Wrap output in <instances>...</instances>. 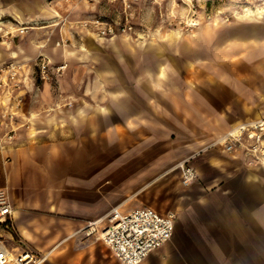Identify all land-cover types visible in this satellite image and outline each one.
<instances>
[{
    "label": "crops",
    "instance_id": "obj_1",
    "mask_svg": "<svg viewBox=\"0 0 264 264\" xmlns=\"http://www.w3.org/2000/svg\"><path fill=\"white\" fill-rule=\"evenodd\" d=\"M126 1L0 0V66L23 62L31 76L14 90V136L0 130V187L13 205L1 242L47 253L42 264H122L83 227L114 206H152L145 189L190 157L194 196L177 210L171 238L139 264H264V166L216 143L264 115V12L235 15L228 30L206 23L198 37L189 29L161 38L148 22L144 38L101 36L84 23L121 20ZM7 29L14 36L2 39ZM40 55L66 62L63 74L40 80ZM161 126L182 153L154 149Z\"/></svg>",
    "mask_w": 264,
    "mask_h": 264
},
{
    "label": "built area",
    "instance_id": "obj_2",
    "mask_svg": "<svg viewBox=\"0 0 264 264\" xmlns=\"http://www.w3.org/2000/svg\"><path fill=\"white\" fill-rule=\"evenodd\" d=\"M253 3L252 9L261 7L264 12V0H254ZM124 6L121 20L94 18L84 23L94 25L101 36L135 31L133 13L128 10L131 4L126 1ZM14 31L7 29L1 34L2 39L13 37ZM66 67V62L53 64L47 57L40 55L32 73L40 80L51 81L62 75ZM29 78V65L26 63L10 61L0 66V130L4 129L3 134L9 139L16 132L11 126V119L22 101V94L14 90L21 89ZM216 143L221 144L226 152H239L249 164L264 166V115L237 122ZM177 167L183 187H190L198 179V170L190 163V157L181 160ZM12 211L7 189L0 187V222H6ZM176 216L174 210L160 211L152 206H137L128 212H122L119 206H114L103 216L87 221L83 230L87 235H93L106 243L122 264H139L152 250L171 238ZM47 257V253L40 254L27 247L14 251L0 240V264H42Z\"/></svg>",
    "mask_w": 264,
    "mask_h": 264
},
{
    "label": "rangeland",
    "instance_id": "obj_3",
    "mask_svg": "<svg viewBox=\"0 0 264 264\" xmlns=\"http://www.w3.org/2000/svg\"><path fill=\"white\" fill-rule=\"evenodd\" d=\"M131 7L128 9L133 13V19L135 21V31L120 33L131 34L138 38L147 37L148 33L139 29L148 22L157 28L159 37L164 38L169 34H181L184 30H192L193 33L198 35V29L200 26L216 22L218 26H223L222 29H230L235 15L241 12L259 14L258 11L261 7L252 9L254 6V0H127ZM256 3V2H255ZM149 8L148 13H143L144 6ZM247 8L246 10H244ZM254 10V11H253ZM263 11V9H262ZM226 30V31H227ZM232 112L228 115L231 116ZM168 129L161 126L160 137L157 143H154V149L160 152L161 157L164 154H179L183 151L180 149L181 144L176 143V133L172 132L168 134ZM141 147H147L146 143L139 144ZM113 150H119V144H111ZM128 149H135V145ZM185 152V151H184ZM187 153V152H186ZM154 177V176H153ZM152 176L144 178V183L151 180ZM144 199L153 207L160 211L177 210L182 204L194 195L190 194V189L183 187L180 182V172L175 165L170 170H167L164 174H160L155 179V184L146 188L144 193ZM177 218V216H176ZM175 218V222H176ZM176 225V223H175Z\"/></svg>",
    "mask_w": 264,
    "mask_h": 264
},
{
    "label": "bare ground",
    "instance_id": "obj_4",
    "mask_svg": "<svg viewBox=\"0 0 264 264\" xmlns=\"http://www.w3.org/2000/svg\"><path fill=\"white\" fill-rule=\"evenodd\" d=\"M261 10V9H260ZM263 13V12H262ZM1 28V27H0Z\"/></svg>",
    "mask_w": 264,
    "mask_h": 264
}]
</instances>
